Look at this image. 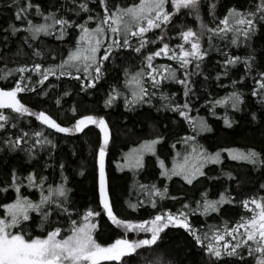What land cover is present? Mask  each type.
<instances>
[{
  "label": "trees",
  "instance_id": "trees-1",
  "mask_svg": "<svg viewBox=\"0 0 264 264\" xmlns=\"http://www.w3.org/2000/svg\"><path fill=\"white\" fill-rule=\"evenodd\" d=\"M139 2L27 0L32 7L17 20L16 13L26 7V0H0V89L20 84L25 90L17 99L32 113L0 109L8 117L0 129V205L18 197L39 204L43 196H50L54 202L42 205L40 212L30 211V219L14 229L32 237L46 236L56 228L62 229L61 237L67 236L71 222L82 224L90 210L99 213L91 220L100 245L150 236V232L126 231L107 215L99 180L103 146L110 205L118 219L138 223L157 215L183 213L192 229L170 224L155 244L112 264H257L260 254H249L251 241L242 243L234 255L221 252L220 257L209 253L208 246L214 237L251 216V204L246 208L245 201L264 202V89L260 87L264 82V19L257 12L261 0H199L198 10L181 9L168 24L143 37L112 33L101 23L118 7ZM165 10L176 12L171 3ZM233 10L253 24H235L230 15ZM52 17L68 23L56 24ZM225 18L232 31H220ZM29 21L47 26V32L29 31ZM80 25L90 31L105 29L98 37L101 44L95 61L82 58L65 63L73 52L89 48L87 41L80 40ZM189 29L199 37L201 59L189 57L190 63L182 67L170 58V51L168 56H154L148 66L146 58L164 44L177 55L179 45L187 48L181 33ZM141 39L147 41L143 47ZM236 58V63H228ZM36 65L39 71L34 70ZM20 68L28 70L17 71ZM163 68L170 70L163 73L168 79H161ZM47 69L55 74L48 73L44 79ZM152 76L160 83L154 84ZM41 112L72 131L59 132L44 124L38 118ZM84 116L106 122V146L96 124L75 131ZM144 145L153 146L152 150L144 154L142 164L130 168L126 158ZM250 152L258 154L256 163L232 158ZM183 158L208 161L190 184L169 171ZM29 176L34 180L30 182ZM61 186L65 196L56 191ZM208 204L215 210L206 209ZM43 213H48L47 219ZM4 215L0 208V216Z\"/></svg>",
  "mask_w": 264,
  "mask_h": 264
},
{
  "label": "snow or ice",
  "instance_id": "snow-or-ice-1",
  "mask_svg": "<svg viewBox=\"0 0 264 264\" xmlns=\"http://www.w3.org/2000/svg\"><path fill=\"white\" fill-rule=\"evenodd\" d=\"M169 3L174 6L176 10L175 13H170L165 10V5ZM198 5L199 0H140L138 4L127 8L118 7L115 13L107 15L101 23L107 25L112 33L124 32L126 35L143 37L145 33L168 24L172 19V16L178 13L181 9H191L195 11L198 10ZM30 7H32V5L27 3L26 0V7L21 8L20 11L16 13V19H21L23 14L27 11V8ZM81 8L85 11L87 10L86 5H81ZM104 11L108 13L106 5ZM257 12L261 13L260 19H264V0H261L260 4H258ZM40 15L43 14L40 13ZM230 15L235 18L234 22L237 25L251 26L253 24L251 19L246 18L244 14L235 10H233ZM248 15H255V13H249ZM52 19L56 24L65 25L68 23L65 20H57L54 17H52ZM28 23L30 25L29 31L34 33L47 32V26L45 25H35L32 24L31 21ZM222 23L225 27L220 29V31L233 30L229 27L228 18H225ZM133 26L137 28L136 31L131 30ZM79 27L83 33L80 40L87 41L89 48L78 49L73 52L65 63L73 60H81L82 58L85 61H95V54L101 44V39L98 37L104 34L105 29L103 27H98L94 31H90L84 25H80ZM14 31H18V29H14ZM236 31H239V29H236ZM244 35H247V32H244ZM181 37L185 43H190L191 50H184V46L179 45L180 53L177 55L174 50L169 48L168 44H164L159 51H156L153 55L146 58L148 66L151 67V61L154 56H168L170 51L173 52V55L170 58L180 61L182 67H187L190 63L189 57L201 59V46L197 33L189 29L182 32ZM160 39L163 40V36H161ZM114 43L118 45L119 41H114ZM126 43L127 41L125 40V44ZM145 43H147V41L141 39L140 46L143 47ZM136 51H140V48H137ZM85 52L89 54L85 56ZM107 58V56L103 57V59ZM237 60L238 58L229 60L228 63L234 64ZM88 66L90 65L86 64V67ZM61 67H63V65H61ZM27 70L28 69L26 68L17 69L19 72H25ZM34 70L39 71L40 65H36ZM95 71L99 73V66L96 67ZM152 71L155 72L157 70L152 69ZM169 71L168 68H163L161 79H168L169 77L163 75V73ZM48 73L55 74L52 69H47L44 73V79H47ZM133 79L139 83L136 77ZM152 80L154 84L160 83V80H158L156 76H152ZM42 82L43 81H41V83ZM179 83L184 84L185 81L181 80ZM260 87L264 89V82L260 83ZM24 90L25 89L21 87L20 84H17V86L11 91L0 90V109H11L16 113H28L31 115L32 113L29 112V109L17 99L18 93L23 92ZM141 93H144L143 88H141ZM185 94H187V92ZM140 98H142V95ZM110 102L111 101H109V103ZM38 118L43 121L44 124L55 128L59 132L72 131V129L61 127L55 120L43 112L38 114ZM7 120L8 117L5 116L3 112H0V129L5 127V122H7ZM88 124H96L103 129L105 133L104 145L106 146L109 135L106 122L103 119L86 116L77 121L75 131H82ZM153 143H156V141ZM145 147L149 151L152 150L151 145H145ZM104 155L105 147L102 146L100 149V193L103 207L106 209L107 215L111 218L113 224L123 227L126 231L150 232L151 238L140 241L117 239L114 243L108 246H102L94 239L93 232L96 225L90 222L91 217L99 215V213H93L91 210L84 215V222L82 224L77 225L76 221L71 222L73 227L71 228V233L67 236L61 237L62 229L56 228L51 232H48L46 236L32 237L19 230L14 231V229H19V226L23 222L30 219V211L40 212L42 205L54 201L50 196H43L39 204H34L27 198L18 197L13 203L0 205V208L5 211V215L0 216V264H112V262H119L124 256L134 253L138 248L155 244L159 237V233L170 224L179 225L192 231L190 225L186 222L187 217L183 213H180L179 216H173L170 213L166 216L157 215L153 220L142 223H133L118 219L112 212L107 196L103 164ZM218 155L219 154H217V156ZM257 155L258 154L255 152H250L248 154L238 153L234 154L232 158L234 160H249L252 163H256ZM214 162L218 163L219 161L217 159ZM28 179L31 182L34 180V176H29ZM185 179L189 184L192 183V179L188 176H185ZM16 191L19 192V187H16ZM56 191L59 196H65V190L62 186ZM249 204L253 205L250 209L252 215L248 219L242 220L241 223L233 227L230 232H227V235L232 236L233 240L236 239V236L234 235L236 233L240 234L242 237H246V239L237 242L235 245L225 241L223 235H217L216 239L225 241L224 247L226 249L231 247L232 250L228 252V255H234L236 249L241 247L242 243L247 245L249 241H254L256 247L251 248L249 254L254 255L259 253L260 258L258 259L257 264H264V202L253 199L251 201H245L244 207L247 208ZM209 207L215 210L214 205H206V209ZM43 215L44 219H47L48 213H43ZM241 229H243V232H241ZM193 235H195L194 232ZM195 238L199 240L198 236ZM208 251L216 257L221 256V252L212 245L208 246Z\"/></svg>",
  "mask_w": 264,
  "mask_h": 264
},
{
  "label": "rangeland",
  "instance_id": "rangeland-1",
  "mask_svg": "<svg viewBox=\"0 0 264 264\" xmlns=\"http://www.w3.org/2000/svg\"><path fill=\"white\" fill-rule=\"evenodd\" d=\"M184 50H191L190 43L187 44V48H184ZM11 90H13V89H10V90L5 89V91H11ZM84 117H86V116H84ZM82 118H80V119H82ZM107 129H108V126H107ZM101 130H102L103 135L105 136V133H104L102 128H101ZM108 134H109V129H108ZM108 138H109V135H108ZM151 147H153V146H151ZM144 148L145 147L141 148L140 151H137V150L135 151L134 150L135 152L133 151L130 154V156L126 158L127 162H129L130 168H136L140 164H142V159H143L144 154H147L148 151H149L147 148L146 149H144ZM207 162L208 161L205 160V159H203V160L198 159L197 161H194L191 158H183V159L179 160L178 162H175L173 164V166L169 169V171L175 172L177 174H180L184 178H185V176H188L189 178H191L193 180L199 174L202 173L203 168H204V166L206 165ZM105 181H106V178H105ZM106 191H107V196H108V200H109V203H110L108 189H107V184H106ZM249 207L251 209L253 207V205H250ZM251 215H252V213H251ZM173 216H179V215H173ZM90 222L95 224L92 220H90ZM133 223H135V222H133ZM138 223H142V222H138ZM230 231L231 230H229L228 232H230ZM241 232H243V229H241ZM220 235H223L225 237V241L230 242V244H232V245H235L237 242H241L244 239H246V237H242L238 233L234 234L236 236L235 240L232 239V236L227 235V233H223V234H220ZM93 236H94V232H93ZM216 237H214V239H213V241H212V243L210 245H212L213 247L217 248L220 252H230L232 250L231 247H228L226 249L224 247L225 241L217 240ZM150 238H151V235L150 236H145V237L141 238L140 240L150 239ZM119 239H123V238H119ZM140 240H138V241H140ZM251 242H252V244L250 245L251 248H255L256 247L255 242L254 241H251ZM259 258H260V256H259Z\"/></svg>",
  "mask_w": 264,
  "mask_h": 264
},
{
  "label": "water",
  "instance_id": "water-1",
  "mask_svg": "<svg viewBox=\"0 0 264 264\" xmlns=\"http://www.w3.org/2000/svg\"><path fill=\"white\" fill-rule=\"evenodd\" d=\"M1 90V89H0ZM101 149V148H100ZM106 154H107V150L105 149V155H104V158H103V164L105 165V157H106ZM99 161H100V150H99Z\"/></svg>",
  "mask_w": 264,
  "mask_h": 264
}]
</instances>
